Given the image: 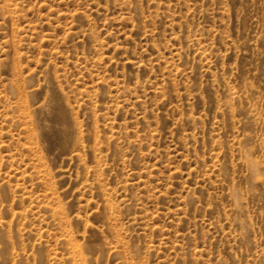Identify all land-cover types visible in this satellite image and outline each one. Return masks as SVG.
I'll return each instance as SVG.
<instances>
[{"label":"rangeland","instance_id":"374dc122","mask_svg":"<svg viewBox=\"0 0 264 264\" xmlns=\"http://www.w3.org/2000/svg\"><path fill=\"white\" fill-rule=\"evenodd\" d=\"M0 264H264V0H0Z\"/></svg>","mask_w":264,"mask_h":264}]
</instances>
